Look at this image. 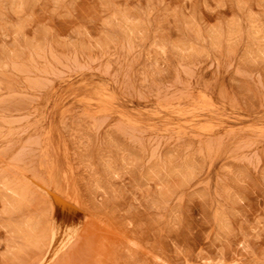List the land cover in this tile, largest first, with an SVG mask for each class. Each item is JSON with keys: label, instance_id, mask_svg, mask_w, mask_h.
<instances>
[{"label": "rangeland", "instance_id": "374dc122", "mask_svg": "<svg viewBox=\"0 0 264 264\" xmlns=\"http://www.w3.org/2000/svg\"><path fill=\"white\" fill-rule=\"evenodd\" d=\"M0 264H264V0H0Z\"/></svg>", "mask_w": 264, "mask_h": 264}]
</instances>
